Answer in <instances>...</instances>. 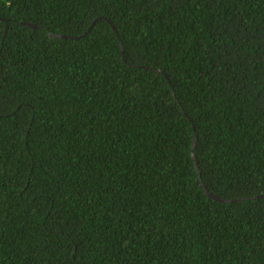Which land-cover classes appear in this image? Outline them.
<instances>
[{"label": "trees", "instance_id": "1", "mask_svg": "<svg viewBox=\"0 0 264 264\" xmlns=\"http://www.w3.org/2000/svg\"><path fill=\"white\" fill-rule=\"evenodd\" d=\"M263 196L264 0H0V264H264Z\"/></svg>", "mask_w": 264, "mask_h": 264}, {"label": "water", "instance_id": "2", "mask_svg": "<svg viewBox=\"0 0 264 264\" xmlns=\"http://www.w3.org/2000/svg\"><path fill=\"white\" fill-rule=\"evenodd\" d=\"M5 20H6V19H5ZM6 21H7V20H6ZM96 21H97V19H95V20L93 21V23L91 24V26L89 27V29L83 34V36H85L86 34H88V32H89V31L92 29V27L95 25ZM21 23H22L23 25H27V26H30V27H33V28H37V25H36L35 23H32V22L22 21ZM112 27H113V29L116 31V33L118 34V36H120L119 33H118V30H117V28L115 27L114 24H112ZM51 35H52V36H55V37L76 38V39H78V38L81 37V35H70V36H69V35L62 34V33H51ZM123 53L125 54V50H124V49H123ZM125 59H126V57H125ZM186 115H188V114L186 113ZM188 117L191 119V121H193V119H192L191 116L188 115ZM193 127H194V130H196V126H195V124H193ZM197 141H198V135H197V132L195 131L194 138H193V153H195V149H196ZM196 163H197V161H196ZM197 169H198L199 173H201V171H200L198 165H197ZM201 185L203 186L204 190L206 191V193H207L208 195H210L211 197H213L214 199H216V200H218V201H221V202H234V201H236V200H242V199H230V198H225V197H223V196H221V195H219V194H216V193L211 192V191L208 189L207 185H206L204 182H202ZM256 197H260V196L258 195V196H256ZM263 197H264V196H263Z\"/></svg>", "mask_w": 264, "mask_h": 264}]
</instances>
